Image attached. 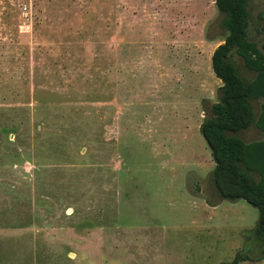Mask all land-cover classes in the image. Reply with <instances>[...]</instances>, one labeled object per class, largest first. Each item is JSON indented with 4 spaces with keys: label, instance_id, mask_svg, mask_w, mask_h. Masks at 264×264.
Returning a JSON list of instances; mask_svg holds the SVG:
<instances>
[{
    "label": "rangeland",
    "instance_id": "374dc122",
    "mask_svg": "<svg viewBox=\"0 0 264 264\" xmlns=\"http://www.w3.org/2000/svg\"><path fill=\"white\" fill-rule=\"evenodd\" d=\"M223 18L215 0H0V264L261 254L259 210L220 198L200 130Z\"/></svg>",
    "mask_w": 264,
    "mask_h": 264
},
{
    "label": "trees",
    "instance_id": "16d2710c",
    "mask_svg": "<svg viewBox=\"0 0 264 264\" xmlns=\"http://www.w3.org/2000/svg\"><path fill=\"white\" fill-rule=\"evenodd\" d=\"M215 5L224 14L222 24L228 32L211 58L213 72L222 85L218 100L205 110L200 130L215 162L212 179L220 198L244 199L259 210L253 232L261 244V254L253 258L239 251L233 260L222 263L239 264L264 258V139L246 142L239 135L253 124L264 132V103L258 117L252 103L264 98V40L257 38L264 34V14L253 23L250 0H215ZM235 53L256 73L254 79L240 73L232 60Z\"/></svg>",
    "mask_w": 264,
    "mask_h": 264
},
{
    "label": "crops",
    "instance_id": "0c3cea01",
    "mask_svg": "<svg viewBox=\"0 0 264 264\" xmlns=\"http://www.w3.org/2000/svg\"><path fill=\"white\" fill-rule=\"evenodd\" d=\"M133 41V40H132ZM223 39L221 40V42H220V44L221 43H223ZM219 44V43H218ZM217 44V45H218ZM212 54H213V51H212ZM212 54H211V57H212ZM221 81V80H220ZM252 126H250L249 128H251ZM248 129V128H247ZM246 130V129H245ZM242 131H244V130H242ZM259 131H261L260 129H259ZM261 133L262 134H259L260 136H261V139H259V140H262V139H264V133L261 131ZM241 136V135H240ZM246 142H251V141H257V140H247V139H245L243 136H241ZM212 156V155H211ZM213 159V158H212ZM213 166L215 167V162L213 161ZM214 169V168H213ZM223 200H226V199H223ZM217 205H219V204H216V205H214V207L215 206H217Z\"/></svg>",
    "mask_w": 264,
    "mask_h": 264
}]
</instances>
